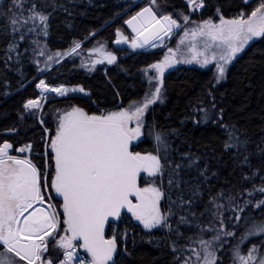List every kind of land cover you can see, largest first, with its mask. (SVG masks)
I'll use <instances>...</instances> for the list:
<instances>
[{"label": "trees", "instance_id": "16d2710c", "mask_svg": "<svg viewBox=\"0 0 264 264\" xmlns=\"http://www.w3.org/2000/svg\"><path fill=\"white\" fill-rule=\"evenodd\" d=\"M256 2L198 0L202 6L191 10L188 0H155V4L145 0L131 7L130 0H26L25 9L35 4L48 20L46 24L38 19L21 23L13 31L10 0H0L4 13L0 15V144L8 140L11 155L31 160L38 169L44 194V172L50 189L55 175L53 153L45 147V140L57 130L59 115L71 106L87 113L122 107L146 91L144 74L160 59L163 49L114 46L117 32L131 37L124 24L127 17L148 4L157 15H168L176 21L184 16L190 21L217 14L232 18L247 14ZM76 43L81 47L63 56ZM49 56L53 57L51 61ZM109 56L115 57L110 64ZM39 80L71 89L63 95L43 97L36 88ZM29 100H37L39 107L25 109ZM225 125L235 129L233 143L238 140L240 147L225 149ZM157 134L163 143L156 141ZM21 148L25 151L20 152ZM131 150L161 159L163 171L151 177L140 173L138 185L153 182L164 193L161 212L171 208L176 214L168 219L171 230L145 229L129 214L111 221L106 236L116 240L117 248L108 264H184L185 260L203 264L201 239L212 241L208 250L215 252V264H234L237 245L244 256L255 245L256 260L262 258L264 234L243 237L254 222H264V205L255 206L264 200V193L254 191L264 185V36L254 38L233 58L221 81H215L211 67L176 65L165 71L162 99L147 109L141 135L132 141ZM190 160L196 161L191 168ZM176 164L181 168L173 171ZM170 179L179 181L180 187L170 185ZM181 195L192 203L183 207L174 204ZM53 198L61 204L58 196L53 194ZM238 208L244 211L238 213ZM237 214L239 221L234 218ZM60 215L58 235L48 240L47 251L42 254L43 260L53 264L64 251L56 246V240L70 235L65 233L63 213ZM180 216L189 223L179 224ZM218 231L220 239L214 240ZM224 231L233 235L225 236ZM73 244L79 247L80 242ZM0 257L7 264H26L2 246Z\"/></svg>", "mask_w": 264, "mask_h": 264}, {"label": "snow or ice", "instance_id": "6c2138e0", "mask_svg": "<svg viewBox=\"0 0 264 264\" xmlns=\"http://www.w3.org/2000/svg\"><path fill=\"white\" fill-rule=\"evenodd\" d=\"M25 3L26 0H10L9 23L13 31H17L16 26L21 23L27 24L30 21L34 23L38 19L40 23L46 24L48 20L47 15L37 11L35 4L25 9ZM188 5L193 10L202 6L197 4L196 0H188ZM25 11L28 13L27 16L24 15ZM3 14L0 10V15ZM144 14L160 25V31H163L165 35L170 33L173 27H179L177 21L168 15L157 19L152 7L144 8L137 15ZM136 18L133 17L132 20ZM183 19L188 21L189 18L184 16ZM127 23L131 24L132 21ZM117 35H120L119 32ZM185 35L187 36L188 33L185 32ZM191 35L193 38L197 35L205 37L204 50L196 53V56H204V64L210 62L209 57L205 55L206 52L213 48L218 51L219 59L223 61L216 65L218 70L216 79L219 81L224 77L225 65L250 40L264 36V3H261L247 18L242 13L239 17L230 20H225L221 16L219 24L211 20L204 21L197 29L192 30ZM119 42L120 40H117V43ZM132 46L135 48L142 45H137L133 41ZM80 47L81 44L76 43L71 51L74 53ZM189 50L194 51L195 45ZM169 52H172V49H169ZM216 54L217 52H213L211 59H215ZM196 56L193 59H196ZM52 59V56L48 57L49 61ZM114 59L115 57L109 56L108 63H112ZM169 66L166 61L150 65L151 69H155L156 75H149V85L156 82L155 90L150 93V98H146L142 106H136L134 111L123 109L108 114L89 116L81 109L73 108L59 117L56 134L50 137V149L55 161V175L52 178L51 187L63 199V224L66 226L65 233H70L56 240V246L64 250V259L60 261V264H68L73 259L76 248L73 241L76 240L82 241L79 247L89 253L92 258L91 264H108V261L113 258L117 243L114 238L107 240L104 238L105 222L110 217H118L121 210L125 208L140 221L145 229L166 227L171 230L168 219L176 213L171 208L167 212H161L159 204L164 195L162 190L151 184L145 188L137 187V177L141 172H146L151 177L163 171L161 159L157 155H142L129 150L130 142L141 135L145 110L161 98L162 76L165 68ZM36 87L58 95H63L66 91L60 87L49 88L44 80H40ZM37 107L39 104L35 100H29L24 105L25 109ZM200 111L205 110L200 109ZM133 120L136 121L137 126L130 128L129 122ZM224 130L227 137L225 149L240 147L241 142L238 140L233 143L236 139L235 129L225 125ZM155 139L163 143L159 134L155 136ZM11 147L8 143L0 145V246L6 253L13 254L26 264H37V262L53 264L51 260H43L42 254L47 251V238L58 235L56 232L58 216L54 206H51L53 208L51 212L39 208L32 212L28 211L33 208L35 202H44L38 169L29 159L9 155L8 150ZM19 151L24 152L25 149L21 148ZM244 159L247 161V156ZM195 163V160H190L188 167L191 168ZM180 168L181 165L176 164L173 171ZM169 184L176 188L180 187L179 181L174 182L170 179ZM254 191L264 193V185L255 188ZM251 194L250 192L249 195ZM132 195L136 197L138 203H132L129 199ZM173 203L183 207L191 204L192 200H185L181 195ZM262 205L264 200L258 201L255 206ZM215 207L219 209L223 206L215 205ZM236 211L239 213L244 209L238 208ZM213 215L217 214L213 213ZM234 218L237 221L241 219L238 214ZM178 223L188 224L189 221L186 217L180 216ZM176 233L179 235V228L176 229ZM222 234L232 236L233 232L224 231ZM260 234H264V222L259 224L254 222L243 238ZM220 235L221 232L218 231L213 239L219 240ZM199 243L203 246V264H215L217 260L215 252L208 250L212 241L201 239ZM235 249L234 264L237 261L239 264H249V261L256 260L254 253L258 249L255 245L249 249L247 256L240 254L238 245ZM196 255L199 259L200 254L196 253ZM0 264H7V262L5 259H0ZM184 264H189V261L185 260ZM258 264H264V257L259 259Z\"/></svg>", "mask_w": 264, "mask_h": 264}, {"label": "rangeland", "instance_id": "374dc122", "mask_svg": "<svg viewBox=\"0 0 264 264\" xmlns=\"http://www.w3.org/2000/svg\"><path fill=\"white\" fill-rule=\"evenodd\" d=\"M130 1H131V4L129 5L130 7L133 6V5H135L136 3H145V0H130ZM196 3L198 4V0H196ZM261 3H264V0H257V2L255 3L253 9L250 12H248L247 14H245L244 17L247 18V16H249L252 13V11H254L256 8H258ZM190 9L192 10L193 8H190ZM240 15L241 14H239V15H237L235 17H232V18H226V17H223V16L222 17L225 20H230V19L237 18ZM159 16L162 17L164 15L162 14V15H159ZM220 18H221V15L220 14H217L214 17L206 18V19H203V20H194L193 19V20H190V21H185L183 19V17H182L181 20L177 21V23L179 24V27H173L172 28V31L170 33H168L167 35H165L164 32L162 34H160L157 37V38H159L158 39L159 40L158 43L157 44H154V45H152V44H150L149 46L143 45L137 39V37L133 36L131 38V37H128L127 34L122 33V32L121 33L119 32L120 35L119 36L117 35V38L116 39L122 40V42H119L118 45L125 44L127 47L131 48L132 50H136V49L151 50V49H154V48L163 49V54L161 55L160 59L157 60V61H155V62H153L152 64H156V63H160L162 61H166L170 66L169 67H166L165 70H164V72L167 71V70H170V69L174 68L176 65H181V66H195V67H201V68L211 67L213 69V72H214V79H215V81H217L216 77L218 75V70H217L216 65H217V63H223V61H220V59H219V53H218V51L215 48H213L212 50L206 52L205 55H207L209 57L210 62L208 64H204L203 63L204 56H196V53L204 50L203 45H204L205 37H201L200 35H197L195 38H193L192 35H191V32H192V30L197 29L200 25H202L204 23V21H207V20H211L213 23L219 24L220 23ZM164 23H166V22H164ZM185 32L188 33L187 36L185 35ZM182 40H183V43H181ZM252 40H250V41H252ZM133 41H135L137 45H142V46L135 47L134 48L132 46ZM193 45H195V50L194 51H190L189 49H191L193 47ZM247 45H245V47ZM169 49H172V52H169ZM242 50L239 53H241ZM70 51H71V49L68 50V51H66L63 54V56L66 55V54H68V53H70ZM213 52H217L215 59H211V56H212ZM239 53H237L236 55H238ZM194 56H196V59H193ZM233 58L225 65V72H226L228 66L230 65L231 61L233 60ZM185 61H191V62L188 63V62H185ZM197 61H199V62H197ZM149 75H151V76H155L156 75L155 69H151L150 66H149V68L146 70V72L144 74V78H145V81H146V84H147L146 91L144 92V94L138 100L132 101V102H130L127 105L122 106V107L110 108V109H106V110H103V111H100V112H97V113L96 112L87 113L83 109H81V108H79L77 106H71L70 108H68L67 110H65L64 112H62L59 115V117L61 115H63L65 112L71 111L73 108H79L86 115H89V116H91V115H101L102 113L103 114H108L110 112L121 111L123 109H130V110H133L134 111L135 107L136 106H142L144 104L146 98H150V93L151 92H154V90H155L156 82H153L152 85L150 86L149 85V79H148L149 78ZM224 76H225V73H224ZM222 79H220L219 81H221ZM36 85H37V83H36ZM70 89H71V87H66L65 88V90H70ZM45 96L46 95L44 94L43 97H45ZM161 99H162V92H161V98H160V100H157L156 102L161 101ZM151 105H149L148 108ZM147 109L145 110V113H146ZM144 117H145V114L142 117V121L143 122H144ZM142 125H143V123H142ZM128 126L130 128H135L137 126L136 125V121L135 120L130 121ZM141 128H142V126H141ZM55 134H56V131L50 137H54ZM50 137L47 136L46 137V140H45V147L47 149H49V150H51L50 149V143H51ZM135 140H133V141H135ZM142 155H145V154H142ZM23 158L26 159V157H23ZM141 174L148 175L146 172H141ZM42 181H43L42 186H43V189H44V194H42V196L44 197V202L41 203V202L37 201V202H35L34 205H42L46 209L47 212H51L53 210V208L51 206H54L55 212H56V214L58 216V221H57V229H58L59 226H60L61 220H62L61 219V215H60V212L63 213L62 204H58L54 200L53 194L56 195V196H58V195L55 193V191L53 189H50V185L47 182V178H46V173L45 172L43 174V180ZM150 184L152 186L157 187L151 181H148L145 184L138 185V186H139V188H145V187H148ZM132 218L139 225H141L143 227V225L140 223V221L136 220L135 217H133V216H132ZM50 238L51 237L47 238V240H49ZM108 239H113V238L110 237ZM0 259H3V258L0 257ZM258 261H259V259L256 260L255 264H258Z\"/></svg>", "mask_w": 264, "mask_h": 264}, {"label": "water", "instance_id": "95a60500", "mask_svg": "<svg viewBox=\"0 0 264 264\" xmlns=\"http://www.w3.org/2000/svg\"><path fill=\"white\" fill-rule=\"evenodd\" d=\"M146 7H151L150 5L148 4H144L142 7L138 8L133 14H131L129 17H127L125 20H124V24L126 26V28L128 29L129 33L135 37H137V39L143 44V45H147L148 43H150L152 40H154L155 38H157L160 34L163 33V31H160V25H157L156 22L154 20L151 19L150 16H148L147 14H144L143 16H138L137 14L138 13H141V11L146 8ZM154 14L156 15L157 19L160 18L159 15H157V13L153 10ZM133 17H137L135 20H132ZM173 19V18H172ZM132 21L131 24L127 23L128 21ZM162 23H164L162 21ZM117 40L119 39H114L113 40V45L114 46H118V43H117ZM120 42H122V40H120ZM110 64V63H109ZM40 82V80H39ZM46 83V82H45ZM47 84V83H46ZM49 88H63L64 89V86L62 84H59L57 86H52V85H49L47 84ZM43 94H47V95H58L57 93L55 92H51V91H43L42 89H39ZM37 101V100H35ZM5 143H8V140H4L0 145H3ZM9 144V143H8ZM131 144H132V141L130 142V145H129V150H131ZM133 152V151H132ZM8 154H10V149L8 150ZM13 156V155H11ZM17 158H20V159H25L23 157H20V156H15ZM53 157H54V154H53ZM53 161H54V158H53ZM54 172H55V161H54ZM138 179V177H137ZM137 187L138 186V180H137ZM60 201H61V204L63 203V199L62 197H59ZM129 199L132 201L133 204H136L138 203L137 200H136V197L134 195L132 196H129ZM35 204V203H34ZM33 204V208L29 209L28 211L29 212H32L35 208L36 205ZM122 214H129V215H132L131 212H129L126 208L125 209H122L121 210V213L118 217H110L106 222H105V226H104V238L107 240L108 237L106 236V230H107V226L108 224L111 222V221H115L116 219H118ZM25 215H28V213H25ZM133 216V215H132ZM23 219V218H21ZM79 242L82 244V241L79 240ZM87 252V251H86ZM88 253V252H87ZM89 254V253H88ZM91 257V256H90ZM39 264V262H37Z\"/></svg>", "mask_w": 264, "mask_h": 264}, {"label": "built area", "instance_id": "2783aa9c", "mask_svg": "<svg viewBox=\"0 0 264 264\" xmlns=\"http://www.w3.org/2000/svg\"><path fill=\"white\" fill-rule=\"evenodd\" d=\"M69 250L71 251V249ZM63 259L64 255L62 252L54 264H60V261ZM91 259L92 258L89 256V254L82 247L76 246L75 251L73 252V259L69 261L68 264H91Z\"/></svg>", "mask_w": 264, "mask_h": 264}, {"label": "bare ground", "instance_id": "6f19581e", "mask_svg": "<svg viewBox=\"0 0 264 264\" xmlns=\"http://www.w3.org/2000/svg\"><path fill=\"white\" fill-rule=\"evenodd\" d=\"M158 39H159V38H156V39L152 40V41H151L150 43H148L146 46H149L150 44H152V45L157 44L158 41H159ZM152 45H151V46H152ZM38 208H39V209H43L44 211H46V209H45L42 205H36L35 208H34V210H35V209H38ZM34 210H33V211H34Z\"/></svg>", "mask_w": 264, "mask_h": 264}]
</instances>
